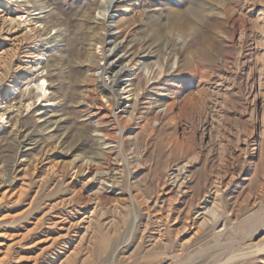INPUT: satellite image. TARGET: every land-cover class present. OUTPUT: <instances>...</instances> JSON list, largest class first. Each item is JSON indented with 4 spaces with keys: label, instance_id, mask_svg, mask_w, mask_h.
Instances as JSON below:
<instances>
[{
    "label": "rangeland",
    "instance_id": "obj_1",
    "mask_svg": "<svg viewBox=\"0 0 264 264\" xmlns=\"http://www.w3.org/2000/svg\"><path fill=\"white\" fill-rule=\"evenodd\" d=\"M35 26L43 40L25 42ZM80 36L97 40L95 77L113 100L93 104L112 111L88 116ZM4 61L0 103L21 79L0 119V264H264V230L232 236L221 258L208 234L176 236L218 177L225 224L264 212V0H0ZM120 119L129 124L113 133ZM110 149L119 187L90 169L58 171ZM158 197L176 210L171 222L147 211Z\"/></svg>",
    "mask_w": 264,
    "mask_h": 264
},
{
    "label": "bare ground",
    "instance_id": "obj_2",
    "mask_svg": "<svg viewBox=\"0 0 264 264\" xmlns=\"http://www.w3.org/2000/svg\"><path fill=\"white\" fill-rule=\"evenodd\" d=\"M39 7V6H38ZM88 22V21H87ZM56 25V24H55ZM57 26V25H56ZM55 27V26H54ZM97 27V26H96ZM95 27V28H96ZM104 28H106L105 31H107L108 33V27L107 25H104ZM93 29V28H92ZM98 29V28H97ZM42 30V29H41ZM39 29V27L35 26L34 28H31V32L33 33V36H28L27 35V39H25V42H29V41H33V43H36L37 41H41L43 40V35H42V31ZM30 33V31H29ZM99 34V33H98ZM96 34V35H98ZM101 35V34H99ZM106 38H105V43H107V39H108V34H105ZM80 40H82V42L79 44L82 46V48L79 49H75L73 51L74 56L76 57L77 60H79L80 64L82 67H86L88 69V71L91 73L89 75V77L86 79V93L84 96V101H87V106L90 109V111H88V116H93V115H99L98 112H96V109L98 108L99 111L101 112V110H110L112 111L114 109V105L111 104L109 108H106V106L104 104H101V107H96L93 103L95 102H100L102 97H107L109 99L110 102H113L111 94L107 91V89H105L103 86H101V84H99V79H97L95 77V71L97 70L96 68L99 67V62L100 59L97 56L98 53H96V48H97V40L96 41H91L87 42L86 39L82 36H80ZM104 37V36H103ZM100 39V38H99ZM88 40V39H87ZM102 41V40H101ZM32 43V42H31ZM33 47V46H32ZM86 47H88V49H86ZM29 49V48H28ZM37 49V48H36ZM33 51V50H30ZM30 51L27 52V54L30 53ZM31 55H34L35 57H39L42 56L41 53H39L38 51L30 53ZM29 54V55H30ZM119 54V53H118ZM118 56V55H116ZM2 60V59H1ZM36 62V61H35ZM29 65L27 67H25L27 69V74H32V71L29 70L32 67L30 66V64H26ZM2 66H5V68L9 67V62L8 61H4V63L0 64V71H3ZM25 66V65H24ZM6 70V69H5ZM79 70V69H78ZM40 71V70H39ZM105 71L108 72H113L114 68L111 64H109V61L106 63V67H105ZM5 72V71H4ZM116 73L113 76V83L116 82V79H120V74L122 72V70L119 71H115ZM7 73V72H6ZM83 73V72H82ZM81 73V74H82ZM3 74V73H2ZM5 74V73H4ZM38 74V73H37ZM17 75V74H15ZM88 76V75H87ZM35 77V75L33 76ZM41 78V77H40ZM21 77H15L13 79L12 83V94H8L5 96V98L2 100V103H0V114L2 112L3 114V110H5V107H7L8 102L10 101L11 95L13 96H17L19 93V82H20ZM31 79V78H30ZM10 80V79H9ZM28 80V79H27ZM38 80V77L37 79ZM35 80V81H36ZM47 80H49L47 78ZM39 82V80H38ZM84 82V83H85ZM1 83V82H0ZM37 83V82H36ZM37 88L39 90V97H41V99H45L46 103L50 102V103H55L52 102V99H48L49 96V91H50V85L48 84V82H46V80L42 77L41 81L39 82V84H36ZM22 86V85H21ZM23 88V87H21ZM36 88V89H37ZM1 96V95H0ZM49 103V104H50ZM108 114V113H107ZM5 116V114L0 115V119H3V117ZM107 116V115H106ZM100 117V116H99ZM103 121V118L100 119V123ZM112 121V120H111ZM128 121L124 120V119H120L119 121L113 122L112 123V132L115 133L114 131H118V127L120 126H126L128 125ZM101 128V126H100ZM107 132V131H106ZM112 133L106 134L105 135V139L109 140V136H111ZM126 142V141H125ZM98 161V162H97ZM94 164H92V162L87 161L86 163H84L83 160L79 161L78 163H75V161H72L71 164L65 165L63 167L59 166L57 163L59 162H55L56 164H54V167L57 165L58 167V171L59 173L63 174L65 170H68L72 165H74V169H78L80 174H83L85 172V170L87 171V169L91 170L92 175H94L95 179L99 180V183L103 186V184L105 186H107L106 184L108 182L112 183L113 186L115 187H119L120 184V179L122 177V164H120V158H119V153H117V151L110 149L109 153L104 154L101 158H98ZM67 164V163H66ZM137 165V164H136ZM40 168V167H39ZM57 169V168H56ZM182 170V169H181ZM53 174V173H52ZM49 177V176H48ZM52 177V176H51ZM48 179V178H47ZM72 183V182H71ZM49 184V183H48ZM50 185V184H49ZM73 186V185H72ZM76 186V185H75ZM111 187V186H110ZM109 187V188H110ZM225 187L224 185V181L223 178L218 177L217 181L215 182V187L213 189V193L210 192L208 195H206L205 197H201L199 198V203L196 206L197 209V217H193L192 214V210L190 209L189 212L187 213V217L186 220L184 221L183 224V228L181 231H178L176 236L178 238V236L182 237L184 233V235H192L191 238L196 239L197 237L200 238V235H210V238L212 240H214L216 242V247H218L219 249V257L221 258L222 256L226 255L227 253L233 254V249L235 247V244L233 242H235L234 238L232 236H242V235H249L248 237L251 238L254 235H256L259 231L264 230V212L263 213H259L255 216H252L250 219H248L247 221H243L242 223L244 225H241L239 223H234L232 224V226H228V224H225L227 222H223L224 220H228L230 221V217H231V212H229V210L225 209L223 207V203H222V189ZM166 188V187H165ZM81 190V189H80ZM9 191V189L7 190ZM6 191V192H7ZM27 191V190H26ZM166 191V189L162 190V193H164ZM10 192V191H9ZM78 192V191H77ZM261 193V192H260ZM3 194V193H2ZM159 195V194H158ZM11 196V195H10ZM16 196V195H15ZM81 196V195H80ZM202 196V195H201ZM259 196V195H258ZM3 197V196H2ZM21 197V196H20ZM163 197V196H162ZM8 198V197H7ZM20 199V198H18ZM23 199V198H22ZM25 199V198H24ZM165 199V198H164ZM13 200V199H12ZM225 200V199H224ZM3 201V200H2ZM16 201V200H15ZM23 201V200H22ZM146 201H148L146 199ZM163 201V200H162ZM175 201V200H174ZM19 202V201H18ZM141 202V201H140ZM145 202V201H144ZM16 203V202H15ZM14 203V204H15ZM25 203V200H24ZM29 203V202H28ZM172 203V202H171ZM260 203V199L259 198H255L252 205H259ZM148 204V203H147ZM20 205V204H19ZM29 205V204H28ZM2 206V205H1ZM24 206V205H23ZM4 207V206H3ZM14 207V206H13ZM18 207V206H17ZM12 208V207H11ZM147 211H154L156 212L158 215H160L161 217H163V219H165L166 221L172 219L174 217V215L176 214V210L174 208H168V209H164L161 205H160V198L158 197V199H156L154 201V205L147 206ZM179 210V209H178ZM237 211V210H236ZM9 212V211H8ZM150 212V213H151ZM178 212V211H177ZM181 214V213H180ZM17 215V214H15ZM226 217H225V216ZM14 216V215H13ZM195 216V214H194ZM6 217V216H5ZM15 219V217H14ZM31 220V219H30ZM179 220V218H176V223H178L177 221ZM233 220V219H232ZM15 221V220H14ZM13 221V222H14ZM21 221V220H20ZM171 222V220H170ZM169 222V223H170ZM21 223V222H20ZM153 223V222H152ZM38 224V223H37ZM175 224V223H174ZM242 226L244 227V230L242 231ZM181 227V226H180ZM30 230V229H29ZM26 231V230H25ZM34 231V230H33ZM177 231V229H176ZM175 231V232H176ZM35 232V231H34ZM20 233V232H19ZM2 234V233H1ZM182 234V235H181ZM5 235V234H3ZM7 235V234H6ZM22 235V234H19ZM24 235H26L24 233ZM23 235V236H24ZM34 236V235H33ZM7 237V236H6ZM9 237V236H8ZM22 237V236H21ZM17 238V237H16ZM31 238V237H28ZM245 238V237H244ZM183 239V238H182ZM190 239V238H188ZM207 239V238H206ZM13 240V239H12ZM187 240V239H186ZM192 240V239H191ZM190 240V241H191ZM240 240V239H239ZM238 240V242H239ZM242 240V239H241ZM245 240V239H244ZM182 241V240H181ZM194 241V240H193ZM20 242V241H19ZM198 242V241H197ZM211 242V241H210ZM184 243V242H183ZM192 243V242H191ZM244 243V242H243ZM16 244V243H15ZM240 244V243H239ZM245 244V243H244ZM263 244V243H262ZM8 245V244H7ZM11 245H14L11 244ZM212 245V244H211ZM215 245V244H214ZM260 245V244H259ZM201 246V245H200ZM10 247V246H8ZM7 247V248H8ZM242 247V246H241ZM244 247V246H243ZM13 248V247H12ZM237 248V247H236ZM253 248V247H252ZM257 250L256 253H262L264 252V245L263 246H256ZM23 249V248H22ZM7 250V249H6ZM25 250V249H23ZM217 250V249H216ZM253 250V249H252ZM9 250H7L8 252ZM254 251V250H253ZM6 252V253H7ZM255 252V251H254ZM216 253V252H215ZM214 253V254H215ZM242 253V252H241ZM248 253V252H246ZM253 254V253H252ZM8 255V254H7ZM190 255V254H189ZM216 256V255H215ZM214 256V257H215ZM241 257H246L249 255L248 254H241ZM4 257V256H3ZM8 257V256H7ZM228 257V256H227ZM226 257V258H227ZM239 256L237 255H233V257L230 259V261H232L234 258H238ZM16 258V257H15ZM219 259V258H218ZM224 259V258H223ZM5 260V259H4ZM221 261V260H220ZM3 263V262H2ZM16 263V262H15ZM231 263V262H228Z\"/></svg>",
    "mask_w": 264,
    "mask_h": 264
}]
</instances>
